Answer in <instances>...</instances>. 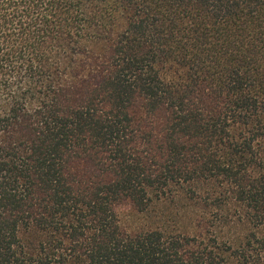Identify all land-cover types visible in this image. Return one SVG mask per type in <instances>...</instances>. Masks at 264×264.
Returning <instances> with one entry per match:
<instances>
[{
    "label": "trees",
    "instance_id": "1",
    "mask_svg": "<svg viewBox=\"0 0 264 264\" xmlns=\"http://www.w3.org/2000/svg\"><path fill=\"white\" fill-rule=\"evenodd\" d=\"M0 264H264V0H0Z\"/></svg>",
    "mask_w": 264,
    "mask_h": 264
},
{
    "label": "rangeland",
    "instance_id": "2",
    "mask_svg": "<svg viewBox=\"0 0 264 264\" xmlns=\"http://www.w3.org/2000/svg\"><path fill=\"white\" fill-rule=\"evenodd\" d=\"M186 201H168L154 208L150 218H144L136 214L132 205L123 204L119 209V215L123 225L128 230H137L143 227L164 226L172 229L189 230L191 208L186 207ZM183 216V219H182Z\"/></svg>",
    "mask_w": 264,
    "mask_h": 264
}]
</instances>
